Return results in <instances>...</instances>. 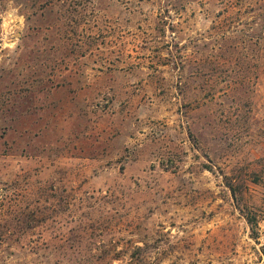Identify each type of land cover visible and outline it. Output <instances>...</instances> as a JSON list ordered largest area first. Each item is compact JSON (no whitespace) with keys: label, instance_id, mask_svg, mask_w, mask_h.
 Wrapping results in <instances>:
<instances>
[{"label":"rangeland","instance_id":"1","mask_svg":"<svg viewBox=\"0 0 264 264\" xmlns=\"http://www.w3.org/2000/svg\"><path fill=\"white\" fill-rule=\"evenodd\" d=\"M0 264H264V0H0Z\"/></svg>","mask_w":264,"mask_h":264},{"label":"trees","instance_id":"2","mask_svg":"<svg viewBox=\"0 0 264 264\" xmlns=\"http://www.w3.org/2000/svg\"><path fill=\"white\" fill-rule=\"evenodd\" d=\"M250 222V221H249ZM250 223H252V222H250Z\"/></svg>","mask_w":264,"mask_h":264}]
</instances>
